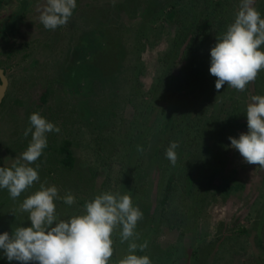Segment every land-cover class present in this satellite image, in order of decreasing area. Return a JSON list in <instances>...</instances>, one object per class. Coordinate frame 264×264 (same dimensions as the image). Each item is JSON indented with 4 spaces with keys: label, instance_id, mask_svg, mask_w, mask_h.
Instances as JSON below:
<instances>
[{
    "label": "rangeland",
    "instance_id": "1",
    "mask_svg": "<svg viewBox=\"0 0 264 264\" xmlns=\"http://www.w3.org/2000/svg\"><path fill=\"white\" fill-rule=\"evenodd\" d=\"M115 1H124L125 14L121 18L125 22L130 20L133 25L144 20L146 14L143 10L147 9L149 4L156 8L168 0ZM169 1L184 5V0ZM83 2L94 0H76V5L80 6ZM45 3L46 0H36L35 4L40 5V8L36 9H42ZM78 15L80 13L74 8L68 22L54 30L45 29L38 19V25L34 26L35 34L30 35L33 40H15L13 49H2L4 53L0 58V66L5 67L8 83L0 107V153L3 154L0 163L7 165L11 160L18 159L24 151L25 142L31 138L30 132L28 136L24 135L25 128L31 127L28 121L30 113L38 112L46 120L57 125L59 132L47 134V143L49 142L51 150L45 152L41 160L37 159L30 165L37 169L39 181L15 199L9 197L6 189L1 192L7 193L9 199L4 195L2 197L6 200V205L0 207V231L30 224L27 217L22 215L23 211L19 210V204L25 196L35 191L40 183L45 186L54 185L60 197L66 193L75 197L72 205L65 204L62 199L54 202L55 211L61 219L82 214L84 203L101 192H127L134 205L137 201L138 204L144 205L142 215L150 212L153 210L150 209L151 204L159 191H163L169 173L174 170L177 172L175 164L179 160L176 159L175 164L168 163L165 150L169 143L165 146V139L172 137V132L174 136L176 134V138L186 136L185 130L190 127L193 129L192 126H195V129L190 131V135L195 136L194 131L198 132L201 129L199 127L203 126L204 129L197 134L200 138L197 137V143L199 142L203 149L194 156V162H202L197 172L199 170L198 177L207 187L202 200L193 202V191L189 194L183 192L181 183L170 191L164 211L161 208L158 213L159 205L155 206L154 203L155 209L151 219L158 224L152 227L154 231L150 237V242H153L150 250L153 251L150 252L151 255L149 251H144L141 255H147L152 264H191V251L193 247L200 245L196 264H264V251H261L263 246L258 248L256 245L259 240L264 243V168L245 163L237 150L227 147L229 141L226 135L237 136L245 129L234 127V124L228 122L233 128L218 137L217 131L220 125L229 119L230 109L226 108L229 114L223 109L222 113L217 114L209 100L202 104L196 103L193 109L190 106L187 109L184 101L163 99L164 84L157 91H154V86L150 84L154 76L164 71L159 65L157 67L154 56L146 57L147 66L138 73V80L142 85L138 91H132L135 82L132 81L129 88L130 84L122 82L120 77L109 89L98 88L96 93L90 95L93 103L88 104L89 113L85 115L86 112L79 107L80 97L76 95V83L72 78L76 58L80 56L76 40L81 19ZM158 15L159 12H151L149 18L147 15L148 19H145L141 30L152 23L162 24L160 35H156L152 40L158 31L155 29L152 30V36L148 35L149 43L154 45L164 40L167 32L168 37L172 33L171 25L163 18L157 19ZM136 28H140V25ZM129 34L130 37L124 41H132V31L126 30V35ZM140 34L142 33L138 35ZM20 36L29 37L22 33ZM171 69L172 67L168 72ZM134 76L135 74L132 80ZM180 91L176 93L179 94ZM159 103L161 105L157 106ZM237 113L239 110H236L235 115ZM165 121L173 130H161ZM103 136L108 139L107 145ZM64 139L70 142L69 148L74 157L71 166L59 163L62 155L56 148ZM217 139H224L219 153L216 156L209 153L208 157H202L208 154L207 146ZM184 140H188V135ZM8 146L10 149L6 150ZM163 146L164 153L155 154V151ZM179 149L177 145L175 152ZM17 153L19 156L10 159L5 157ZM177 168L182 170L185 167L181 165ZM225 170H234L235 177L245 179V189L240 188L236 194L233 190L228 194H221L223 191L215 193L212 187H217L219 181L215 175L225 173ZM172 181L177 184L175 178ZM145 217L146 214L142 219ZM240 227L245 230L242 232ZM187 228L189 234L185 233L184 240L178 241L179 230L185 231ZM119 230V225L113 230L112 244L120 238V232L116 233ZM135 240V237H130L122 242L117 249L114 264H120L121 258L128 251V243H136ZM156 249L163 252L166 263H155L152 260ZM184 250L187 251L186 254ZM181 258L184 261H181Z\"/></svg>",
    "mask_w": 264,
    "mask_h": 264
},
{
    "label": "flooded vegetation",
    "instance_id": "2",
    "mask_svg": "<svg viewBox=\"0 0 264 264\" xmlns=\"http://www.w3.org/2000/svg\"><path fill=\"white\" fill-rule=\"evenodd\" d=\"M35 3L36 0H0V58L3 57V48L7 47L6 50L13 49L15 40L34 39L33 36L30 37V35L33 33L35 34L34 26L38 25L36 21H38L40 14L39 10H37L40 8V5L38 6ZM239 4L240 0H184V5H178V2L174 3L168 0L167 3L164 5L159 4L156 8L154 5L149 4V7L147 6V9L144 8L143 10L146 17L148 15L149 18L151 12L152 14L159 12L157 19H165L168 24L171 25L170 28L172 31L170 37H168L169 32H167V37L164 40L159 39L161 42L155 45L149 43L148 35H153V29L158 31L153 36L152 40L156 35H160L162 33V24L152 23V25L147 26L141 31L143 23L146 22L148 18L146 19V17L142 16L144 20L142 19V21L133 25L130 20L129 22H125L121 18L122 15L125 14L124 1L94 0V2L89 3L83 2L80 6L76 5L75 8L78 13H80L78 17L81 18L76 32L77 52H80V56L76 58L77 62L75 72L73 70L72 74L74 77L72 78L75 80L74 83H76V95L80 97L78 101L80 109L82 108L86 112L85 115H88V104L93 103L90 100V95L96 93L95 91L98 88L109 89L120 77L122 82L130 84L129 88L131 87V82H135L132 91H138L139 87L142 86L140 80H138V73L147 66L146 57L154 56L156 57L155 62L157 67L159 65L161 69L164 68V71H162V74L154 76L155 78L150 81V84L154 86V91H157V89L161 88V86H163L162 84H164L163 91L165 94H163V99L167 101H171L172 99H179L181 102L184 101V105L187 109L189 106L193 109L196 103L202 104L204 101L209 100L213 104L217 114L222 113V109L226 114L230 113L229 119L227 118V121L223 122L224 133L233 128L228 122L234 124V127H243L245 129L244 131H246L245 107L247 103H249L251 96L264 95V69L257 73L253 81L246 84L243 91H238L227 84L222 86L220 90H216L214 87L215 77L208 72L209 48L216 42V37L218 38L224 32L226 26L233 21L239 9ZM253 7H255L261 17L264 18V0H253ZM139 25L140 28L137 29L136 27ZM118 26H121V28L119 29ZM126 30L129 32L132 31L133 38L130 42L124 41L130 37V34L126 35ZM21 33L27 34L29 37H21ZM139 33L142 34L138 35ZM262 47H264V45H262ZM143 48L144 50H142ZM5 54L8 53L5 52ZM170 67H172V69L168 72ZM134 74L135 76L132 80ZM2 78L5 81V88L0 99V107L3 103L5 89L8 83V75L5 71V67L1 65L0 85L2 84ZM179 90L181 91L177 94L176 92ZM160 105L161 103L157 104V106ZM226 108L230 109L228 110L229 113ZM161 110L162 108L159 110V113ZM236 110H239V113L235 115ZM168 122L165 121L162 124L161 130L164 128L173 130V127L169 126ZM14 124H16V122H14ZM200 125L202 126L203 124H198V126ZM192 128L193 129L190 127L185 130L188 139L194 137L190 135V131L194 130L195 126H192ZM194 132L197 134V131ZM170 134L174 136V132ZM186 136L175 138L178 146ZM226 136L228 137V134ZM195 137H197V135H195ZM169 138L167 137V139H165V146ZM28 139L29 140L24 144V150L31 138ZM9 149L10 146L6 148V150ZM50 150L51 146L48 142L38 159L41 160L43 154ZM191 151L193 154H198V152L194 150ZM177 152L179 153V150ZM177 152V160L179 156L190 157V161H188L186 167L188 171L191 172L194 179L193 188L191 190L193 191V202H200L204 190H206L207 187L201 182L200 177H198L200 175L199 170L197 172L199 166H195L194 164V155L189 152L186 154H178ZM58 153L61 154L60 152ZM2 156L3 154L0 153V158H2ZM7 156L10 159L19 156V154H10V156L6 155L5 157ZM208 156L209 153L202 157ZM186 158L187 157H184V159L181 158L180 162L181 160L183 162ZM14 160L15 159L11 160V163ZM196 161L199 163L201 160ZM11 163L7 165L0 163V167H10ZM210 166L208 162V167ZM233 174L234 170H225V173L221 172L215 175L216 180L219 181L217 182V187H212L213 191H218L219 194L220 191H224L223 189H225L227 191L221 194H228L233 190L232 192L236 194L237 190L240 188L243 187L244 190L245 186H247L245 179L242 180L241 178H237ZM221 178H223L222 181ZM224 181L227 183L226 185L223 183ZM174 183L175 182L172 181V184ZM175 186L178 187L179 185L176 184ZM225 186L228 187L225 188ZM181 187L184 190L183 192L189 194V189L184 185L180 186V188ZM2 191L3 189H0V207L6 205V200L2 198L3 195L9 199L7 193L2 194ZM165 193L168 196L170 194V192ZM22 194L23 193L20 195ZM157 196L158 194L155 196L153 204L155 203V206L159 205V213L161 208L162 211L166 209V203L169 198L167 197V202L162 205L161 202L158 201ZM137 202L135 206L142 212L144 205L138 204ZM153 204H151L150 207V209H153L150 210L151 213L155 209V207L153 208ZM148 209L149 207L147 211ZM22 215L27 217V213L25 212H23ZM143 216L144 215H142V218ZM14 229L15 226L10 227L8 232L11 233ZM187 230L188 231L185 230L183 233L184 236L189 234V229ZM240 230L243 232L245 228L240 227ZM256 245L258 248L263 246L261 251H264V243L261 240L257 241ZM158 251V254L155 253V255L152 256V260H154L155 263L163 261L166 263L163 252L160 250ZM186 252L187 251L184 250L185 254ZM181 261L184 260L181 258ZM1 263L19 264L17 261H0V264ZM29 264H34V262H29ZM112 264H114V261H112Z\"/></svg>",
    "mask_w": 264,
    "mask_h": 264
},
{
    "label": "clouds",
    "instance_id": "3",
    "mask_svg": "<svg viewBox=\"0 0 264 264\" xmlns=\"http://www.w3.org/2000/svg\"><path fill=\"white\" fill-rule=\"evenodd\" d=\"M76 7V0H46L39 10V20L45 29L65 25ZM264 18L253 7V0H240L233 21L209 48L208 72L215 77L214 87L228 86L243 91L257 73L264 69ZM246 131L228 136L227 147L238 151L249 165L264 168V95L250 97L244 111ZM31 139L20 157L10 167H0V189H6L15 199L39 181L38 171L30 166L42 154L49 132L59 127L37 112L28 116ZM177 144L169 142L165 150L168 161L175 164ZM23 161V162H22ZM62 199L72 205L75 197L58 195L54 185L39 187L25 196L19 210L27 213L30 224L17 226L9 233L0 231V256L19 264H108L112 255L113 230L120 226L121 242L133 237L141 210L130 195L101 192L84 203L82 214L67 219L58 217L55 201ZM142 247V246H141ZM120 264H152L147 255H137V245L129 242Z\"/></svg>",
    "mask_w": 264,
    "mask_h": 264
},
{
    "label": "trees",
    "instance_id": "4",
    "mask_svg": "<svg viewBox=\"0 0 264 264\" xmlns=\"http://www.w3.org/2000/svg\"><path fill=\"white\" fill-rule=\"evenodd\" d=\"M200 128L201 129H204L203 126L200 127ZM198 132H197V134H198ZM224 132H225L224 126L223 125H220L219 130L217 131L218 137L221 134H223ZM197 137L194 136L192 138H189L188 140H182L181 141L182 143L178 146V148H180L179 149V153L178 152L177 153L178 154H181V153L186 154V153L189 152L190 154H192L194 156L196 155V153L193 154L191 150H194L196 152H200L201 153L203 148H201L199 142L197 143ZM175 138H176L175 136H173L172 138H169L167 140V143H169V142H175L177 144V141H175ZM103 139H104V141L106 142V145H107L108 144V139L105 136H103ZM223 144H224V139H217L214 143H212V144H210V145L207 146L208 153H214L215 156H216L217 153H219L220 147ZM69 145H70V142L64 139V140H62L61 144L57 146V149H56L58 152H60L62 154L61 158L59 159V162L62 165H64V166H71V165H73V162H74L73 161L74 160V157H73L72 152H71V150L69 148ZM163 147H162V149H158L157 151H155V154L156 153H160V152L163 154L164 153ZM116 152L118 153V151H116ZM184 157H187L185 159L186 161L184 160L182 162V160H181L182 163H178V162H180V159L181 158L184 159ZM184 157H180L179 156V158H178L179 161L177 160L178 161L177 163L175 161V163H176L175 164V169L177 170V172H175V170H174V171H172V172L169 173V175L167 177V180L165 182V185L166 186H164V190L163 191H159V194H158L157 197H158V201L161 202L162 205L165 202H167L166 200H167L168 195L165 192H167V193L170 192L171 190H173V187L176 185L175 183L172 184V179L173 178H175L177 180V185H179V184L182 183L190 191L193 188L192 186L194 184V179L192 177L191 172H189L188 171V168L186 167V164H188V161H190V157H188V156H184ZM168 163H170V162H168ZM192 164H193V162H192ZM194 164H195V166H199L200 162L198 163L196 161V162H194ZM201 164H202V162H201ZM181 165H185V168H184L185 170L184 169L179 170L177 168V167H180ZM174 175H177V176H174ZM225 178H226V176H225ZM222 180H223V178H221V181ZM223 183H225V185L227 184L225 181ZM222 186H223V184H222ZM227 187L228 186H225V188H227ZM223 188H224V186H223ZM223 190H224L223 192L226 191L225 189H223ZM143 208H145V207L143 206ZM143 212L144 211L142 209V213ZM145 214H146V217L144 219L141 218L140 220L137 221L136 227H135V229L137 228V230L136 231L134 230V234H135L134 237L136 239L135 241H136V245H137V249H136V254L137 255H141L144 251L151 252L150 249H152V245L151 244H153V242H150V237H151V234L154 231V229L152 227L153 226H156L158 224V222H156L154 219H151V216H152V213L151 212H145L144 215ZM177 223H180V222H177ZM187 229H189V228H187ZM179 231L180 232H179L178 236L180 238H179L178 241H180V239H183V237H184V234L183 233L185 232L184 229H180ZM186 231H188V230H186ZM118 232H120V230L117 231L116 233H118ZM121 244H123V243L121 242V239L120 238H117V240H116L115 243L113 242V244H112V255L109 258L108 264H112V261L114 260L115 255L117 254V249H118L119 246H121ZM199 246L197 245V246L193 247V249L191 251V254H190V256H191V258H190L191 259V264H196L197 261H198V259H199V254H200ZM180 249H181V246H179V249L178 250H180ZM154 251H156L157 254L159 253V251L157 249L154 250ZM0 258H3V257L0 256ZM0 261L1 262H3V261L5 262L6 260L5 259L4 260L0 259ZM262 262L264 263V256L262 257ZM1 264H3V263H1Z\"/></svg>",
    "mask_w": 264,
    "mask_h": 264
},
{
    "label": "water",
    "instance_id": "5",
    "mask_svg": "<svg viewBox=\"0 0 264 264\" xmlns=\"http://www.w3.org/2000/svg\"><path fill=\"white\" fill-rule=\"evenodd\" d=\"M4 88H5V81L2 78V84L0 85V99L3 95Z\"/></svg>",
    "mask_w": 264,
    "mask_h": 264
}]
</instances>
